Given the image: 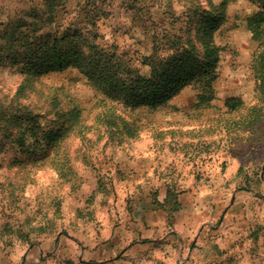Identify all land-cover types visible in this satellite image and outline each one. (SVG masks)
<instances>
[{"label":"rangeland","instance_id":"obj_1","mask_svg":"<svg viewBox=\"0 0 264 264\" xmlns=\"http://www.w3.org/2000/svg\"><path fill=\"white\" fill-rule=\"evenodd\" d=\"M222 1L0 0V112L60 127L34 152L0 139V264H264V99L252 67L264 38L247 25L258 3L229 0L212 28L208 101L190 84L130 107L76 68L24 70L28 38L36 46L67 28L95 32L140 71L175 48L202 55L201 18ZM74 106L77 122L57 121ZM170 189L174 212L158 205Z\"/></svg>","mask_w":264,"mask_h":264},{"label":"trees","instance_id":"obj_2","mask_svg":"<svg viewBox=\"0 0 264 264\" xmlns=\"http://www.w3.org/2000/svg\"><path fill=\"white\" fill-rule=\"evenodd\" d=\"M228 1L223 0L219 7L217 6L219 8L217 15L205 10V15L201 18L204 38L202 55L193 46L182 50L175 48L176 50L166 58L154 60L150 70L140 71L132 68L129 61L116 51L97 44L94 40L97 35L95 32L90 38L89 34L67 28L36 46H32L33 41L27 37L29 33L20 32L25 35L22 37L28 38L22 45L29 44V52L25 56L28 60L24 70L34 74L76 68L111 100H118L130 107L141 105L155 107L180 88L190 84H199L202 89L200 101H208L213 96L212 81L217 76L215 67L218 63V47L211 42L212 28L224 19ZM251 1L258 3L259 8L247 18V25L252 37L260 40L264 38V0ZM54 17L49 15L44 21L50 23ZM31 31L37 29L33 28ZM11 37L14 44L20 43L22 39L16 33H12ZM252 67L260 79L258 91L264 99V46L253 58ZM227 103L230 110H235L241 106L242 101L239 98H230ZM5 111L0 112V139L12 135V141L27 152H34L46 145H54L60 132L59 122L56 124L52 122L51 126L44 128L38 122L37 114L30 116L24 123L20 111L13 112L8 109ZM59 112L57 110L55 112L57 121L67 117L68 120L77 122L80 117V111L76 106L68 112ZM256 112L258 111L253 108L251 115H255ZM158 205L164 208L169 205L170 212L176 211L180 205L176 192L168 190V195L162 202L159 201Z\"/></svg>","mask_w":264,"mask_h":264}]
</instances>
